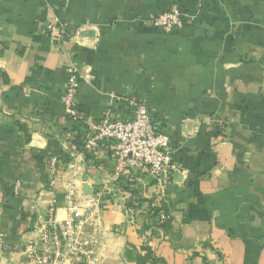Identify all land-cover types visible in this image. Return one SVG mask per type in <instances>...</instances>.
<instances>
[{"label": "crops", "instance_id": "0c3cea01", "mask_svg": "<svg viewBox=\"0 0 264 264\" xmlns=\"http://www.w3.org/2000/svg\"><path fill=\"white\" fill-rule=\"evenodd\" d=\"M175 2L181 27L148 24ZM54 19L66 44L45 30ZM72 60L91 75L88 117L114 93L145 101L170 136L165 197L76 137L61 98ZM54 200L55 223L86 224L79 249L49 264H264V0H0V264H44Z\"/></svg>", "mask_w": 264, "mask_h": 264}, {"label": "built area", "instance_id": "2783aa9c", "mask_svg": "<svg viewBox=\"0 0 264 264\" xmlns=\"http://www.w3.org/2000/svg\"><path fill=\"white\" fill-rule=\"evenodd\" d=\"M187 16L184 7L175 2L167 11L152 15L148 24L171 32L175 27H181ZM45 30L54 42L66 44L71 38L66 25L57 19L49 21ZM67 72L68 81L61 98L75 133L82 131L85 134L86 149L96 151L102 145H107L111 157L116 161L119 175L146 174L158 187L160 195L165 197L177 168L173 163V145L147 103L112 93L110 104L102 115L98 118L88 117L81 108L78 95L81 82L89 80L91 75L82 71L76 60L70 62ZM114 100L126 102L129 112H115ZM80 155L75 150L69 153L71 159ZM61 162L59 157H52L49 162L52 181L59 172ZM74 194L75 191L70 190L66 195L70 208L73 207ZM56 209L54 200L49 209L51 227L44 229L41 238L44 264L54 263L64 253L77 251L81 245L77 236L86 224L83 215L78 212L62 224L55 223ZM127 210L135 215L134 207Z\"/></svg>", "mask_w": 264, "mask_h": 264}, {"label": "trees", "instance_id": "16d2710c", "mask_svg": "<svg viewBox=\"0 0 264 264\" xmlns=\"http://www.w3.org/2000/svg\"><path fill=\"white\" fill-rule=\"evenodd\" d=\"M79 136H80V135L77 133V134H76V137H79ZM80 138H82V137L80 136Z\"/></svg>", "mask_w": 264, "mask_h": 264}]
</instances>
